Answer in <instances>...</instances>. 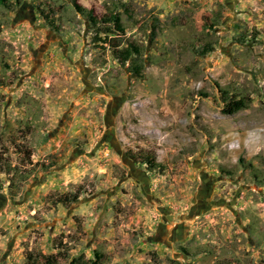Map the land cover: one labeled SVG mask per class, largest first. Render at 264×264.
<instances>
[{
  "label": "rangeland",
  "instance_id": "374dc122",
  "mask_svg": "<svg viewBox=\"0 0 264 264\" xmlns=\"http://www.w3.org/2000/svg\"><path fill=\"white\" fill-rule=\"evenodd\" d=\"M97 254L264 264V0H0V264Z\"/></svg>",
  "mask_w": 264,
  "mask_h": 264
},
{
  "label": "trees",
  "instance_id": "16d2710c",
  "mask_svg": "<svg viewBox=\"0 0 264 264\" xmlns=\"http://www.w3.org/2000/svg\"><path fill=\"white\" fill-rule=\"evenodd\" d=\"M4 3H5L4 1H1L2 5H5ZM89 17H90V21L92 23H96L97 24L96 19L92 16V14H89ZM111 22L115 23V25H117V27H120L118 19H115V20L112 19ZM120 54H121V52H118V51L114 52L115 56H119ZM243 108H245V104H244L243 101H237V102L234 101V102H231V103H229L227 105V108H226L227 110L226 111L229 114H234V113H237L238 111H240ZM78 198H79L78 195H76V196H74L73 200H72V198L71 199L70 198L69 199L68 198H62V201L65 202V203L75 202V201L78 200ZM44 259H46L47 262H50L52 260V258H49V257H44ZM52 261H54V260H52ZM75 263H78V264H103L102 258H101V256L99 254H97L95 256L94 260H89L88 262L84 263L82 261V259H77V260H75ZM53 264H56V262H53Z\"/></svg>",
  "mask_w": 264,
  "mask_h": 264
},
{
  "label": "flooded vegetation",
  "instance_id": "af4514ba",
  "mask_svg": "<svg viewBox=\"0 0 264 264\" xmlns=\"http://www.w3.org/2000/svg\"><path fill=\"white\" fill-rule=\"evenodd\" d=\"M110 144H111V143H110ZM125 161H126V160H125ZM127 161H129V160L127 159ZM130 164L133 166V163L130 162ZM134 172L136 173L137 171H134ZM202 204H203V203H202Z\"/></svg>",
  "mask_w": 264,
  "mask_h": 264
}]
</instances>
